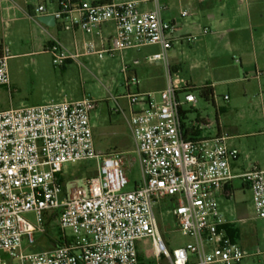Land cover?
Here are the masks:
<instances>
[{
    "label": "built area",
    "instance_id": "2783aa9c",
    "mask_svg": "<svg viewBox=\"0 0 264 264\" xmlns=\"http://www.w3.org/2000/svg\"><path fill=\"white\" fill-rule=\"evenodd\" d=\"M165 1L149 0L150 11H142L136 1L49 0L56 6L52 13L45 5L37 7L39 15L52 16L57 29L73 37L70 49L43 28L49 39L44 49L54 66L75 62L82 68L83 58L122 56L158 46L159 52L147 61L163 65L167 84L158 94L132 93L139 82L124 68L130 112L119 105L115 111L123 116L135 142L142 175L141 183L130 191L124 154L96 150L91 122L97 107L94 100L65 99L0 111V264H140L142 240H149L156 257L170 264H241L248 256L228 236L231 222L217 200V194L237 178L232 162L240 153L228 146L225 136L190 138L184 106L195 105L198 99L187 80L173 78L170 51L180 26L176 20L164 19ZM190 16V9L181 5L180 18ZM109 25L113 32L107 34ZM79 32L86 36L81 42ZM184 39L191 43L196 37ZM11 58L9 48H2L0 87L9 90ZM113 100L118 103L116 97ZM136 106L142 108L134 110ZM93 159L98 175L86 180L85 186L78 184V177L65 180V165ZM238 178L252 192L257 218L264 220V169L253 166ZM165 199L173 201L170 212L187 240L172 252L154 212ZM28 213L36 215L39 228L25 219ZM49 216L56 217L66 241L29 252L39 243L36 233L46 234ZM261 255L258 251L251 256Z\"/></svg>",
    "mask_w": 264,
    "mask_h": 264
},
{
    "label": "rangeland",
    "instance_id": "374dc122",
    "mask_svg": "<svg viewBox=\"0 0 264 264\" xmlns=\"http://www.w3.org/2000/svg\"><path fill=\"white\" fill-rule=\"evenodd\" d=\"M3 1L5 5H8L6 2L8 0H0V4ZM31 3L37 5L38 1L32 0ZM17 15L20 19L10 23L9 28H5L0 19V50L8 47L12 56L8 62L11 90L8 87H0V111L19 109L46 101L58 102L65 99L75 101L84 98L94 100L97 102V109L92 116L96 127L94 137L96 150L99 153L114 150L124 154V168L130 181L126 190H133L142 180L135 142L124 118L121 115L109 117V112L118 107L113 97L127 94L125 79L129 72L124 74V68L135 67V61L140 57L139 52L127 51L122 56H106L103 59L91 56L81 59L84 64L82 68L75 62L65 64L62 68L56 67L53 64L52 55L44 49L43 41L46 37L40 34L38 24ZM189 67L188 64V70ZM191 72L200 81L207 78L209 73L215 75L211 69L206 71L205 68L191 70ZM216 77H213L214 80H217ZM237 90L239 91V87ZM132 91L134 92L135 89ZM255 91L257 92L255 88L251 90V92ZM194 93L200 110L190 114L192 116L201 114L204 118L215 121L216 109L213 104L202 99L199 93ZM221 96L218 95L217 99L221 100ZM261 96L257 92L247 102L242 103L240 111L224 114L223 122L229 136L234 137L233 142L237 143L238 151L245 164L249 165V168L258 166L264 169V136L260 135V132L264 131V100ZM119 102L127 111V99L120 98ZM65 170L68 176L65 178L66 181L69 178L78 177L77 182L83 187L86 180L98 175V163L96 159L69 163L65 165ZM234 189V198L224 201L221 209L227 220L235 223L244 233L241 244L248 256L241 264H264V220L257 218L252 192L244 185L243 180H235ZM171 206L170 199L161 200L156 204L154 212L161 236L172 252L182 247L187 240L182 237L175 223L174 216L170 212ZM24 217L34 227L39 228L34 213L25 214ZM61 233L57 227L53 226L46 235L36 233L38 245L27 250L37 252L53 248V239L59 238ZM70 233L68 230L67 234ZM138 250L140 264H170L168 260L156 257L149 240L139 242ZM258 251L262 253L261 256H251V253ZM9 264L19 263L15 261Z\"/></svg>",
    "mask_w": 264,
    "mask_h": 264
},
{
    "label": "crops",
    "instance_id": "0c3cea01",
    "mask_svg": "<svg viewBox=\"0 0 264 264\" xmlns=\"http://www.w3.org/2000/svg\"><path fill=\"white\" fill-rule=\"evenodd\" d=\"M31 1L8 0L6 1L8 5H5L4 1L0 4V19H2L5 28H9L10 23L20 19L17 18V14H19L21 18L38 24L40 34L46 37L43 41L44 48L49 39L43 32V28L50 34L57 36L72 49V35L59 31L52 16H43L36 12L38 6L45 5L48 11L52 13L56 10V6L50 4L49 0H37V5H33ZM91 2L111 3L122 1L92 0ZM136 2H138L142 11L153 9L149 0ZM165 5L164 19L176 20L180 26L178 40L175 41L173 49L170 51L173 78L187 80L192 91L205 87L210 88L214 96L213 102L210 103L216 109L215 121L206 119L201 114L197 116L190 114L193 111L198 112L200 110L198 101L195 105L184 106L185 117L191 126L190 138L212 139L225 136L227 137L228 146L239 150L237 143L233 142L234 137L229 136L226 131L223 115L240 111L243 106L242 103L247 102L257 92L262 95V100H264V0H166ZM181 5H185L190 9L191 16L188 19L180 18ZM41 17L46 18L45 25L37 22V19ZM204 29H209L211 33L204 35ZM112 32L113 28L109 25L106 33ZM187 36H195L196 40L189 43L184 39ZM77 37L80 42L86 39V36L81 32L77 33ZM159 50L158 46H149L137 51L140 56L136 59L138 64L129 69L128 77L137 79L139 84L137 87H132L130 92L158 94L166 88L167 81L163 65L147 61L150 55L159 52ZM1 51L2 49L0 54ZM70 63L72 62L66 64ZM188 64L190 66L189 70ZM202 68H205L206 71L211 69V72H215L214 76H217V80H214L213 73H209L210 75L207 78L200 81L191 72V70ZM238 87L239 91L237 90ZM253 88L257 92H251ZM132 89H135V91L133 92ZM221 89H223L222 93L220 92ZM126 91L128 92L127 88ZM218 95H222L221 100L217 99ZM125 96L117 97L118 103L115 101L117 105L121 106L120 98L126 99ZM226 96L229 97L228 101L224 100ZM49 102L53 101L40 102L32 106ZM141 108L142 106H136L134 110H140ZM115 110L109 112V117L121 115ZM127 112H130L129 105ZM92 116L93 113L91 122L95 137L96 127ZM260 133L264 136V131ZM249 169V165L245 164L241 154L238 159L232 162V172L237 178L233 179L217 194L220 211L224 216L221 205L224 201H230L234 198V181L241 180L238 177ZM230 225L234 231L233 238L242 246L241 240L244 233L235 223L231 222ZM243 249L245 250L244 247Z\"/></svg>",
    "mask_w": 264,
    "mask_h": 264
},
{
    "label": "trees",
    "instance_id": "16d2710c",
    "mask_svg": "<svg viewBox=\"0 0 264 264\" xmlns=\"http://www.w3.org/2000/svg\"><path fill=\"white\" fill-rule=\"evenodd\" d=\"M193 92L199 93L200 97L202 99H204L208 103L213 102V100H214L213 91L210 88H206L205 87V88H201V89H195V90H193ZM55 220H56L55 216H49V217L46 218V224H45V226L47 228L46 234L50 230V227L53 226V227H57L58 228ZM226 229H227V232H228V236L231 238V240L236 242V240L233 238L234 237V231L231 229V225H228ZM58 230L61 233L59 228H58ZM62 235L63 234L61 233L59 238L53 239V242H54L53 247L59 246L60 244H62L63 241H66V240H63Z\"/></svg>",
    "mask_w": 264,
    "mask_h": 264
},
{
    "label": "water",
    "instance_id": "95a60500",
    "mask_svg": "<svg viewBox=\"0 0 264 264\" xmlns=\"http://www.w3.org/2000/svg\"><path fill=\"white\" fill-rule=\"evenodd\" d=\"M37 22L45 25L46 24V18H44V17L38 18Z\"/></svg>",
    "mask_w": 264,
    "mask_h": 264
}]
</instances>
